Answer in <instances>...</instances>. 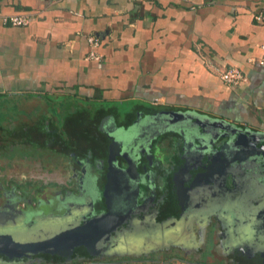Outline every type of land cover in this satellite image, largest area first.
Returning <instances> with one entry per match:
<instances>
[{"label":"crops","instance_id":"1","mask_svg":"<svg viewBox=\"0 0 264 264\" xmlns=\"http://www.w3.org/2000/svg\"><path fill=\"white\" fill-rule=\"evenodd\" d=\"M19 14L31 15L30 24H4L2 17ZM259 15L263 19L258 20ZM0 16V96H9L11 104L18 100L35 104L36 99L62 95L53 118L64 120L77 137V144L82 147L76 149L77 158L92 154L89 164L68 165L69 175L64 182L76 185L84 168L89 176L84 182L91 183L95 175L93 183L98 195L105 188V192H120L123 205L133 212H129L130 216L138 215L141 223L145 220L146 253L192 243L189 237L193 234L186 231L179 238L177 232L185 229L183 224L187 225L188 220L194 223L200 212L179 213L180 217L162 220V209L154 210L152 205L145 208L144 192L157 191L162 186L165 190L177 189V185L189 187L191 176H197L200 167L218 162L227 166L216 152L227 138L217 139L210 159L199 162L205 152L191 149L193 152L188 155L184 151V134L164 130L156 136L157 131L145 124L163 111L189 112L205 122H223L263 137L264 0H0ZM90 37L100 41L99 48L90 44ZM92 49L102 56L101 60L88 58ZM231 68L244 75L238 85L222 79L223 72ZM15 109L14 125L20 118L33 125L34 120L45 118L39 105L33 111ZM193 126L183 131L189 134L196 129L209 138L223 133L216 128L217 133L211 131L216 135H212L205 132L209 130L207 126ZM16 129L19 130L15 126ZM24 131L28 137L37 128L26 127ZM47 131L41 129L43 133ZM83 136L97 143L94 147L85 145ZM242 148L249 155L227 166L236 174L231 175L229 170L224 206L212 203L213 207L200 213L208 217L206 231L214 216L224 221L223 232L234 231L235 222L228 221L222 213L225 210L238 215L229 206L234 198V181L242 184L235 196L249 189L251 198L264 189V149ZM71 151L69 148L65 152ZM114 154L117 161L113 163L110 158ZM177 168H182L183 176H177ZM165 172L171 179L164 186ZM218 179L205 182L201 178L195 197L220 194ZM87 201L79 197L77 202L83 206ZM48 207H43L45 213L50 210ZM81 210L78 209L77 218L84 215ZM58 214L42 218L55 221L62 217ZM90 214L91 211L86 215ZM166 214L176 216L168 210ZM178 240L182 242L177 244Z\"/></svg>","mask_w":264,"mask_h":264},{"label":"rangeland","instance_id":"2","mask_svg":"<svg viewBox=\"0 0 264 264\" xmlns=\"http://www.w3.org/2000/svg\"><path fill=\"white\" fill-rule=\"evenodd\" d=\"M8 98L9 96H0V228L8 227L12 224V219H16V217H19L22 221L18 220L20 222L18 228H20L22 226L26 227V218L28 217L26 215H29L30 218L38 217L43 205L48 203L47 200L53 198L50 204H54V199L56 200L57 197L62 199L61 202L67 200L68 191L77 194V191H75L76 185L65 183L64 179L66 175H69L68 170H70V167L68 165L75 161L73 155L75 152L78 153L76 149L80 148L82 150V147L77 144V137L73 136L65 121L53 118V114H55L53 111L58 110L57 107L63 99L62 95L55 94L52 98L48 96L46 99H36L35 104L34 101H31L30 104L21 103L20 100L11 104ZM37 105H39V109L44 111V119L34 120L33 125L31 121L20 118L18 124L14 125L17 119L13 117L12 111L15 108L17 112L22 110L33 111L37 108ZM126 106L129 105L126 104ZM10 117L12 118L13 131L9 129ZM15 126L19 130H15ZM33 126L37 128V131L28 137L25 136L24 129ZM43 128H47L49 131L43 133L41 132ZM48 132L50 134H47ZM82 141L83 144L91 147H94L97 143L87 136H83ZM69 148L72 149L71 153L65 152ZM177 152L180 154L178 149ZM181 169L177 168V172L175 171L177 176H183L180 175L182 173ZM162 179L164 186L169 185L171 176L165 172ZM167 189L169 190L163 189L168 192L167 199L174 202L169 211L172 214L181 213L180 203L175 206L176 201H173V199H176L177 202L179 200L177 189L174 187L172 189L167 187ZM250 196L251 191L246 189L241 196L233 198V200L230 199V208H234L235 204H239L242 199L244 200L242 202L245 203L246 200L254 197L250 198ZM243 197L248 198L244 199ZM57 202L59 201L56 200ZM15 204L18 208L11 209L10 207H14ZM167 208V206H162V220L169 217H180L179 215L166 216ZM194 210L202 213L206 209L198 208ZM200 213L197 214L198 219L194 223L188 220L187 225L183 224L185 230L179 233V236L186 234V231L193 234L192 238L189 237L192 243H187L186 247L171 248L172 255L175 254L174 256L179 259L194 260L201 264H264V258L252 255L250 253L251 249L246 247L245 227L242 226L243 221L239 219L238 215L233 216L228 211H222L228 221L235 222L234 231L223 232L222 224H224V221L217 220L215 216L208 224L210 231H206L207 226L204 224L208 221V217L200 215ZM185 218L184 216L183 219ZM51 219L42 218L41 216L39 221L42 224H47L51 222ZM144 221L141 223V218L138 215L127 217L123 223L118 225V229L114 230L105 246H102L101 250L96 251L95 254L89 252L87 248L81 247L72 254L64 256L44 254L16 262L0 258V264H11L13 262L17 264H120L123 262H141L147 259L156 260L151 264H177L171 260L172 255L168 249L164 250L162 248L155 254L152 252L146 253L142 250L143 246H140L142 240H139L140 236L144 235L141 232L144 231ZM186 226H188L187 229ZM181 242L178 240L177 244ZM227 242L233 243V246H228ZM185 249H188L189 253L191 252L190 255L185 253Z\"/></svg>","mask_w":264,"mask_h":264},{"label":"water","instance_id":"3","mask_svg":"<svg viewBox=\"0 0 264 264\" xmlns=\"http://www.w3.org/2000/svg\"><path fill=\"white\" fill-rule=\"evenodd\" d=\"M193 124H197L201 128L207 126L209 130H205V132L212 135H216L211 132L216 131V128H220L223 133L220 134L218 138L215 136L214 138L204 136L196 129L191 130L189 134H186V132L183 131L185 130V127L188 129L189 127L194 128ZM145 126H147L146 128L153 130L155 133L157 131L156 136L158 133L164 132V130L184 134V137L186 136V146L184 151L187 150L188 155H191L195 149L205 152V155L199 158V162H201V160L210 159L211 151L215 146L217 139L223 140L227 138V141L221 145V149L216 151L218 152V157H223L221 162L227 164V166L235 160H243L249 155L247 151L243 150L242 146H259L264 149V135L263 137L262 135L259 137L254 133H245L240 129L228 127L223 122L221 123L210 120L205 122L189 112L163 111L156 114L154 117H151ZM113 145L118 148L117 141H114ZM236 147L238 148L237 151ZM119 154L121 155V153ZM110 160L113 163L117 161L116 154L112 155ZM202 169L204 168L202 167ZM118 172L121 173V171ZM136 186L137 185L135 184L133 187L137 189ZM181 189L182 186L177 185L179 199H181ZM114 192L115 194L118 193L117 196L121 197V195H119L120 192H117V190ZM114 192L110 189L106 190L104 193L106 196L105 198L107 199V196L113 197L115 195ZM242 201L244 200L242 199ZM242 201L240 200L239 204L236 203L234 209L238 213L239 219L243 221L242 226L245 227L247 237L245 245L251 249L250 253L252 255L259 256V258L263 259L264 189L259 192L257 197L246 200L245 203ZM106 203L107 210L105 213L96 216L90 214L89 217L84 216L83 218H77L76 220L63 216L55 221L51 220V222L47 224H42L38 220L36 223L26 224V227L22 226L18 228V224L20 223L18 221L20 220L19 217H16L17 220L12 219V224L8 227L0 228V258H6L11 260V262H16L18 260L32 259L33 257L44 254L64 256L72 254L76 249L81 247H85L89 252L95 254L96 251H100L101 247L105 246L109 241L114 230L118 229V225L123 223L127 217L130 216L129 212L133 213L127 205H123V201L120 203L119 200L116 205L114 203L109 204L108 200ZM143 228L144 231L141 232H143L144 235L140 236L139 241L142 240L140 246H143L142 250H145L147 246H145L144 232H147L146 229L148 228L146 226ZM180 232H184V230H178L177 234L179 238ZM157 233L161 234L159 231ZM15 262L11 264H17Z\"/></svg>","mask_w":264,"mask_h":264},{"label":"flooded vegetation","instance_id":"4","mask_svg":"<svg viewBox=\"0 0 264 264\" xmlns=\"http://www.w3.org/2000/svg\"><path fill=\"white\" fill-rule=\"evenodd\" d=\"M75 154L73 155L74 157L73 156L72 157L75 160L73 162H75L76 164H80V163H84V164L88 163L89 164V163H91L90 159L92 157V154H90V156H88V157H82V158H77V156ZM218 163H216L214 165L212 164L211 166H209L207 168L200 169L201 173L198 170V172H197L198 175L197 176H194V175L191 176V178H192L191 186L192 187L191 186L184 187V188L182 187V189H181L182 190L181 199H179L178 202H177L176 199L175 200L173 199V201H176L175 206L180 203L181 214L182 213H190L192 211H195L194 209H198V208H200V209L202 208L204 210L205 209L207 210L208 208L213 207L212 206L213 204H214V206H216L217 204L218 205L219 204L222 205V203L224 205L225 200H226L225 196H227L225 189H228V187H227V185H228L227 182H228V177H229L228 175H229V170L231 171V169L230 168L227 169V166H222V163H219V164ZM73 169H76V167H74V168L71 167V170H73ZM91 170L94 171V173H95V168L92 167ZM81 173L82 174L79 176V178L76 179V180H78V183H76V188H75V191H77V194L73 193V191H68L67 192L68 195H67L66 198H67L68 202H67L66 199L64 200V202H61L62 199L57 197L56 200H58L59 202L56 203V201L54 199L55 203L54 204H50L51 201L53 200V198H52L50 200H47V202H48L47 204L43 205V207H46L47 205L50 206V207H48V209H50V210L46 212L48 215H57V213H59L58 215H62V217L66 216V217H70L71 219L74 218V220H76L77 216L80 214V213H77L78 209H82L84 211V213H83L84 215L82 217H80V219H81L84 216L88 217L86 214L90 213V211H91V215H94V216L105 213L106 210H107V207H106L107 200L109 201V204H113L114 203L116 205L119 200H120V203H121V198L119 196H117V195H114L113 196L114 198L110 197V196H107L108 198L106 199L105 198L106 196L104 194L106 188L102 190V193H100V195H98V192L96 191L95 183H93L95 175H93L92 182L88 184V183H86V181L84 182L85 178H89V176H86V174H85L86 173V169L82 168L81 169ZM230 173L233 176H234V174H236L235 170L231 171ZM199 175H200L201 178H203V180L205 182L208 181V179H210V178L213 179V177H214V179L219 178L216 183H218L219 189L222 190L221 191L222 193L220 192V194H218V195L216 193L214 195V197L211 196V195H210V197L206 195L205 196L206 199L203 198V197H200L199 199H197L195 197V193L197 191V187H199L200 184L202 185L201 178L199 177ZM176 180H177V177H176ZM234 182L236 184V188L234 189V191L232 190L231 193L232 194L233 193L234 194L240 193L239 188H241L242 184L239 183V182L236 183V181H234ZM162 184H163V182H162ZM91 186H92L93 189H91ZM163 189L164 188L162 186V187L158 188V190H157L158 192L156 190L154 191V190H151V189L144 192V194L146 195V201L145 202L143 201L144 203L143 202L142 203L145 204L144 205L145 208L148 205H152L154 207L153 208L154 210H160V209H162V206H167L168 207L167 210L169 211V209L171 208L172 204H174V202H172V200H170V199H167L166 196L168 195V192L163 190ZM234 194H233L234 198H237L238 196H235ZM79 197L80 198L81 197H85L88 200L87 203H85V205L89 208L88 210H90V211L85 209V207H86L85 205L81 206L77 202ZM254 197H257V194L254 195ZM93 200H95L94 201L95 203H93ZM157 205H159V207H157ZM10 208L14 210V208L17 209L18 207L15 204L14 207L11 206ZM46 213L42 209L40 211V214H38V217H33L32 216L33 218H30L29 215H26V216L29 217V218L28 217L26 218V222H27L26 224H31V223L38 222V220H39V218L41 216L42 217L45 216V215L47 216ZM28 214L31 215L32 213H28ZM81 214H82V212H81ZM34 216H37V215H34ZM171 250L172 249H170V254L172 255L173 252ZM185 250H186L185 253L187 255H190L191 252L189 253L188 249H185ZM46 255H48V254H46ZM174 255L175 254H173L171 256V260L176 262L177 264H179V263L201 264V263H198L197 261H194V260L188 261V260L179 259V258H177ZM148 261H151V260H148Z\"/></svg>","mask_w":264,"mask_h":264},{"label":"built area","instance_id":"5","mask_svg":"<svg viewBox=\"0 0 264 264\" xmlns=\"http://www.w3.org/2000/svg\"><path fill=\"white\" fill-rule=\"evenodd\" d=\"M30 16L31 15H27V14H19V15L4 16L2 18H3L4 24L11 25L13 27H25L30 24V21H31ZM257 19L258 20L263 19L262 15H259ZM89 42L95 49L99 48L101 45L100 41L94 37H90ZM88 58L90 60L91 59L101 60L102 56L97 54L92 49L91 52L89 53ZM222 79L230 85H238L244 80V75L239 69L231 68L223 72ZM179 264H191V263H179Z\"/></svg>","mask_w":264,"mask_h":264},{"label":"trees","instance_id":"6","mask_svg":"<svg viewBox=\"0 0 264 264\" xmlns=\"http://www.w3.org/2000/svg\"><path fill=\"white\" fill-rule=\"evenodd\" d=\"M9 123L11 124L12 122H11V120L9 119ZM12 133V132H11ZM176 213V212H175ZM176 215H178L177 213H176ZM120 264H149L146 260H144V261H141V262H127V263H120Z\"/></svg>","mask_w":264,"mask_h":264}]
</instances>
